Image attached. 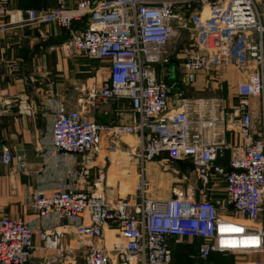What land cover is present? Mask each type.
<instances>
[{"label":"built area","instance_id":"built-area-1","mask_svg":"<svg viewBox=\"0 0 264 264\" xmlns=\"http://www.w3.org/2000/svg\"><path fill=\"white\" fill-rule=\"evenodd\" d=\"M13 1L0 0V33L49 22L62 30L80 24L61 49L109 65L106 83L91 79L87 104L126 100L130 106L128 123L102 126L54 103L52 153L88 157L97 151L102 133L112 151L133 137L135 144L122 143V151L139 168L135 193L124 198H109L96 185L56 186L49 195L43 187L35 189L26 205L46 224L39 235L43 246L62 250L63 232L55 229L65 222L83 250L78 262L60 256L73 264H171L173 246L187 239L201 240L197 257L203 262L220 253L253 256L246 264H264V14L256 0H76L72 7L55 0L54 8L40 12L14 10ZM174 27L188 35L191 45L171 54L167 45ZM167 68L179 74L180 82L171 85L160 76ZM231 70L241 79L231 87L236 102L222 111L223 128L238 142L205 144L191 122L181 85L191 87L200 76ZM249 99L259 100L262 108L256 139ZM10 103L0 96V106ZM226 153V167L213 165ZM160 155L170 166L183 163L195 180L168 200L147 197L144 165ZM0 164L26 172L24 158L3 144ZM213 174L224 183L231 208L225 216L218 213V202L204 199ZM51 221L57 226H49ZM37 250L31 223L0 218V264H29Z\"/></svg>","mask_w":264,"mask_h":264},{"label":"crops","instance_id":"crops-1","mask_svg":"<svg viewBox=\"0 0 264 264\" xmlns=\"http://www.w3.org/2000/svg\"><path fill=\"white\" fill-rule=\"evenodd\" d=\"M65 1L68 7H72L76 0ZM55 6V0H14L10 5L14 10L38 12ZM80 27V24H74L71 30H62L49 22L0 33V96L11 100L9 106H0V145L8 146L14 155L22 156L26 163L25 174L14 173L11 166L0 164V218L5 216L32 224L33 242L38 250L29 264H73L65 262L60 256L73 257L78 262L83 253L73 229H68L65 222L55 229L63 232L60 242L62 250L43 246L39 235L45 232L46 224L35 219L26 205L35 189L43 187L49 195L56 186L86 189L96 185L100 192L109 197V192L120 191L121 185L131 179V190L124 196L128 197L135 193L138 182L139 168L123 154L121 145L125 142L135 144L133 137L125 138L112 151L109 138L102 133L97 151L88 157L71 158L51 151L49 119L56 102H61L66 111H81L89 120L102 126L126 124L130 119V106L126 100L94 107L87 104L85 98L91 79L100 80L99 84L106 83L109 65L105 60L88 59L76 53L68 55L61 49L70 35L75 34ZM164 74L160 76L167 82L169 80L171 85L179 81V74L170 68ZM240 79L231 70L223 76L221 72L200 76L191 87L181 85L184 97L189 100L191 122L201 133L205 144L238 142L236 134L224 130L222 111L228 110L236 102L231 87ZM248 105L254 120L260 102L249 99ZM27 107L30 108L28 113L25 111ZM253 125L256 139L261 135V128ZM120 158V161H115ZM124 159L128 160V164ZM227 162L226 153L213 165L226 167ZM113 164L114 167L121 165L119 170L124 171L125 176L124 172H118V177L114 179L111 170ZM212 176L209 183L205 184L204 199L218 202V213L225 216L231 208L225 203L224 183L215 174ZM144 178L148 183L147 197L152 200H168L184 193L186 187L195 182L189 168L183 163L170 166L163 155L144 165ZM48 225L53 228L57 226L54 221ZM51 233L47 231V234ZM83 243L91 242L83 240ZM200 244L201 240L187 239L173 246L171 264H246L254 258L211 253L203 262L197 257ZM215 255L220 256V259L214 258ZM237 258L246 262L235 263Z\"/></svg>","mask_w":264,"mask_h":264},{"label":"rangeland","instance_id":"rangeland-1","mask_svg":"<svg viewBox=\"0 0 264 264\" xmlns=\"http://www.w3.org/2000/svg\"><path fill=\"white\" fill-rule=\"evenodd\" d=\"M256 2H257V7H258L259 11L264 14V0H256ZM172 30L175 31V34L171 37V40H170L169 44L167 45V50L171 54L173 52L175 53L176 51H177V53H179V52L181 53V52H183L185 50H188L190 45H191V41H190V38L188 37V35H182L181 33H179V30L176 27H174V29H172ZM168 82L171 83L169 80H168ZM257 112H258V114H257V116L255 118L256 120L255 119L253 120V124L257 125V127L260 126V128H261V123H262V108H261V106H259ZM128 140L130 141L131 138L128 139ZM121 159L122 158L115 159V161H120ZM126 160L124 159V161L127 162V164H128V160L127 161ZM114 164H113L112 169H111L112 170V175H113V178H117L118 177L117 173L118 172L119 173H123L124 171H120L119 170L121 165H117V166L114 167ZM127 164H126V166H127ZM132 174H134V173H131V175ZM123 176H125V172L123 173ZM169 178H170V176H169ZM125 182H124L125 184H123V186L121 185V190L120 191H115L118 194H116L114 192L113 193L109 192L108 193V195H110L109 198H115V197H119V198L121 197L122 198V197H124L125 194L131 190V184H132L133 181L130 179L129 181H125ZM124 190H126V191H124ZM104 194H106V193H104ZM114 194H116L117 196L114 195ZM106 196H107V194H106ZM214 258L219 260L220 256L215 255ZM241 262L244 263V262H246V260H242V258H237L235 260V263H241Z\"/></svg>","mask_w":264,"mask_h":264},{"label":"snow or ice","instance_id":"snow-or-ice-1","mask_svg":"<svg viewBox=\"0 0 264 264\" xmlns=\"http://www.w3.org/2000/svg\"><path fill=\"white\" fill-rule=\"evenodd\" d=\"M232 231H241L240 229H231Z\"/></svg>","mask_w":264,"mask_h":264},{"label":"bare ground","instance_id":"bare-ground-1","mask_svg":"<svg viewBox=\"0 0 264 264\" xmlns=\"http://www.w3.org/2000/svg\"><path fill=\"white\" fill-rule=\"evenodd\" d=\"M174 35V32L172 33V36ZM115 179V178H114Z\"/></svg>","mask_w":264,"mask_h":264},{"label":"water","instance_id":"water-1","mask_svg":"<svg viewBox=\"0 0 264 264\" xmlns=\"http://www.w3.org/2000/svg\"><path fill=\"white\" fill-rule=\"evenodd\" d=\"M173 198V197H172Z\"/></svg>","mask_w":264,"mask_h":264}]
</instances>
